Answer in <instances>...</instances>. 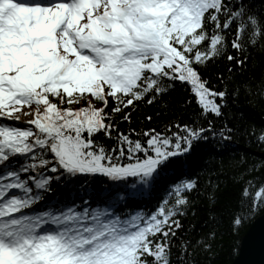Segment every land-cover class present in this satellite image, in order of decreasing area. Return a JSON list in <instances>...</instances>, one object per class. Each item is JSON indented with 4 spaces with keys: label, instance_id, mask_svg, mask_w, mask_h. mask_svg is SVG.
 Masks as SVG:
<instances>
[{
    "label": "snow or ice",
    "instance_id": "6c2138e0",
    "mask_svg": "<svg viewBox=\"0 0 264 264\" xmlns=\"http://www.w3.org/2000/svg\"><path fill=\"white\" fill-rule=\"evenodd\" d=\"M258 46L264 0H0V264H198L216 233L184 223L197 177L151 212L120 209L183 167L178 154L207 132L231 139L232 74ZM221 58L228 66L210 76ZM182 83L203 125L177 121L186 135L145 129L143 138L118 129L116 117L130 122L136 103ZM255 83L264 96V73ZM242 192L250 203L234 225L264 208V180ZM217 198L213 185L210 213Z\"/></svg>",
    "mask_w": 264,
    "mask_h": 264
},
{
    "label": "trees",
    "instance_id": "16d2710c",
    "mask_svg": "<svg viewBox=\"0 0 264 264\" xmlns=\"http://www.w3.org/2000/svg\"><path fill=\"white\" fill-rule=\"evenodd\" d=\"M227 66V60L221 58L209 64L205 71L214 77L217 68L225 69ZM262 73H264V50L258 46L248 53L246 68L234 70L232 74L230 91L236 85L240 87L237 95L229 96L226 110L229 126L235 128L231 139L226 141L218 133L213 136L211 132H207L206 139L201 138L193 145L191 154L177 156V160L183 162V167L178 166L174 174H166L167 179L162 180L154 191H147L137 197V204L120 209L123 212L140 210L151 212L170 201L174 195V185L181 179L188 178L189 173L197 177L199 187L190 193L195 215L190 212L184 223L187 225L192 221L199 231L208 232L211 229L216 233L212 251L200 252L197 256L198 264H231L238 253L243 235L253 220L264 213V208H260L246 218H242L238 225L232 223L234 213L238 212L241 203H250V197L242 192L246 182L252 181V186L257 187L259 181L264 180V143L258 139L259 134L264 131V96L257 90L255 83L259 81ZM246 81H253L251 91L245 90L243 85ZM213 83H215L214 79ZM189 100L193 102L186 103ZM129 111L130 122L120 121L119 117H116L115 123L118 129L124 132L135 129L138 135L133 138H143L145 129H154L165 134L186 135L176 126L177 121L189 125L195 121L203 125V114L194 102V95L187 83L177 84L165 97L152 103L141 100ZM208 119L213 117L209 116ZM214 122L217 126H221V119H215ZM170 124L171 128L168 127ZM115 135L116 133L113 132V139L103 138L102 142L111 147L115 144ZM97 183H105V181L98 178ZM59 185L60 182H53L51 189L56 190ZM213 185L218 198L211 206L215 211L210 213L207 193ZM48 194L44 193V198ZM210 216H215L216 220L212 221ZM205 222L208 223V227H202Z\"/></svg>",
    "mask_w": 264,
    "mask_h": 264
},
{
    "label": "water",
    "instance_id": "95a60500",
    "mask_svg": "<svg viewBox=\"0 0 264 264\" xmlns=\"http://www.w3.org/2000/svg\"><path fill=\"white\" fill-rule=\"evenodd\" d=\"M231 264H264V213L253 220L243 235Z\"/></svg>",
    "mask_w": 264,
    "mask_h": 264
},
{
    "label": "rangeland",
    "instance_id": "374dc122",
    "mask_svg": "<svg viewBox=\"0 0 264 264\" xmlns=\"http://www.w3.org/2000/svg\"><path fill=\"white\" fill-rule=\"evenodd\" d=\"M20 126H23L22 124Z\"/></svg>",
    "mask_w": 264,
    "mask_h": 264
}]
</instances>
